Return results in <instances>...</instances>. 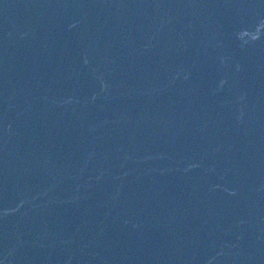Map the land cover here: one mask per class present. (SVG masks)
Listing matches in <instances>:
<instances>
[{"label":"water","instance_id":"1","mask_svg":"<svg viewBox=\"0 0 264 264\" xmlns=\"http://www.w3.org/2000/svg\"><path fill=\"white\" fill-rule=\"evenodd\" d=\"M0 264H264V0H0Z\"/></svg>","mask_w":264,"mask_h":264}]
</instances>
